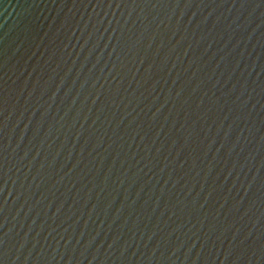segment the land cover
Returning <instances> with one entry per match:
<instances>
[{"label":"water","instance_id":"obj_1","mask_svg":"<svg viewBox=\"0 0 264 264\" xmlns=\"http://www.w3.org/2000/svg\"><path fill=\"white\" fill-rule=\"evenodd\" d=\"M0 264H264V0H0Z\"/></svg>","mask_w":264,"mask_h":264}]
</instances>
